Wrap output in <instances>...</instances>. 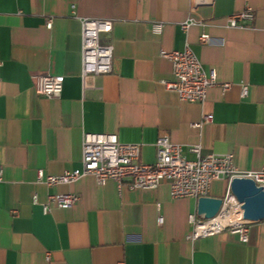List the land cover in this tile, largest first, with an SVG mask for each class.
I'll use <instances>...</instances> for the list:
<instances>
[{"label": "crops", "instance_id": "1", "mask_svg": "<svg viewBox=\"0 0 264 264\" xmlns=\"http://www.w3.org/2000/svg\"><path fill=\"white\" fill-rule=\"evenodd\" d=\"M191 2L0 0V264H264V220L250 225L246 244L229 232L190 242L196 201H173L167 181L152 191L113 181L98 186L92 177L54 188L37 182L38 171H80L84 134L138 145L142 165L155 164L154 144L165 137L187 161L194 160L188 149L198 146L202 155H231L240 172L264 168V0H212L210 43L201 46L196 27L179 29ZM247 9L254 14L247 27L227 26L228 17ZM46 18L51 28L40 31ZM80 19L110 22L99 41L113 49L102 90L84 94ZM155 23L163 24L159 36ZM185 45L219 84L230 85L225 93L210 89L201 106L179 101L161 84L172 80L161 51ZM39 75L63 79L58 100L35 94L31 77ZM207 115L212 123L195 128ZM226 188L213 182L209 197L222 199ZM56 194L79 202L45 214L41 206Z\"/></svg>", "mask_w": 264, "mask_h": 264}, {"label": "built area", "instance_id": "2", "mask_svg": "<svg viewBox=\"0 0 264 264\" xmlns=\"http://www.w3.org/2000/svg\"><path fill=\"white\" fill-rule=\"evenodd\" d=\"M74 10V7H72ZM190 17L179 26L181 32L186 34L191 27L197 28V45L210 43L208 29L205 23L211 19L212 0H192ZM254 19L251 10L232 15L226 19L229 28L247 27ZM80 84L84 94L87 91H101L104 78L112 72V52L110 45L100 44L101 35L111 32V23L80 19ZM52 20L43 19L38 27L40 31L50 29ZM163 24L155 23L151 26L153 35H161ZM160 58L167 60L172 68V80L161 84L165 91L173 93L179 101L203 105L207 99V92L219 87L222 93L230 89L229 84H219L214 70L205 71L188 47L185 45L181 51H161ZM33 89L38 97L47 100H58L62 93L63 79L47 75L32 76ZM248 88L242 87L241 100L247 97ZM212 123V117L202 118L201 125ZM156 162L153 166L139 164L140 147L138 145L121 144L116 135L84 134L81 143V169L67 172L57 177H44L42 171L37 172L38 184L46 188L71 185L82 178L92 177L98 186L107 181H113L120 188L126 185L130 190L152 191L163 181L170 184V198L173 201L191 199L197 202L200 198H208L213 182L222 181L227 184L222 204L217 216L211 220L189 217L192 226L190 242L229 232L238 236L239 243L248 242V229L254 222L243 221L240 204L229 191L232 179H247L257 187H264V168L259 171L240 172L233 165L231 155L219 156L213 152L201 154L200 147H190L188 152L194 156L193 161L183 158L181 146L173 145L165 137H160L154 144ZM1 180V171H0ZM79 202L76 195L56 194L47 197L41 206L45 214L51 209L71 210ZM37 205V198H33ZM231 211L234 218L228 223H220L218 218ZM162 217L158 216L157 224L162 225Z\"/></svg>", "mask_w": 264, "mask_h": 264}, {"label": "water", "instance_id": "3", "mask_svg": "<svg viewBox=\"0 0 264 264\" xmlns=\"http://www.w3.org/2000/svg\"><path fill=\"white\" fill-rule=\"evenodd\" d=\"M229 191L240 204L243 221L264 220V187H257L247 179H232ZM222 201L217 198H200L196 202V216L204 221L211 220L220 211Z\"/></svg>", "mask_w": 264, "mask_h": 264}, {"label": "bare ground", "instance_id": "4", "mask_svg": "<svg viewBox=\"0 0 264 264\" xmlns=\"http://www.w3.org/2000/svg\"><path fill=\"white\" fill-rule=\"evenodd\" d=\"M233 218H234L233 213H232L231 211H229L228 214L225 213L224 215H221V216L218 218V221H219L220 223L225 224V223H228L229 221H231Z\"/></svg>", "mask_w": 264, "mask_h": 264}]
</instances>
